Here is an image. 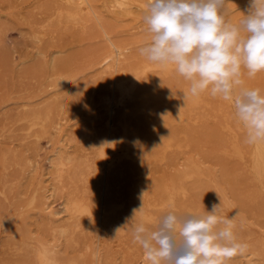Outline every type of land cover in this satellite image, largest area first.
I'll use <instances>...</instances> for the list:
<instances>
[{"label":"rangeland","instance_id":"obj_1","mask_svg":"<svg viewBox=\"0 0 264 264\" xmlns=\"http://www.w3.org/2000/svg\"><path fill=\"white\" fill-rule=\"evenodd\" d=\"M92 2L95 12L102 16L101 25L95 16L86 14L82 16L83 22L62 20L59 23L58 10L66 7L61 0H0V164L3 163L1 160L5 162V168L0 167V264H27L28 249L31 250L36 241H55L57 238L62 256L75 264H98L90 251L96 247L102 248L101 264H138L143 252L138 251L141 248L132 239V228L140 223L136 217L129 221L133 216V204L141 200L143 203L152 202L158 197L161 185L174 178L176 184L184 188V193L176 195L175 199L179 213L204 212V207L210 211L213 204L221 202L224 215L232 217L238 213L235 231L239 239L248 244L247 251L259 253L257 245L264 241V170L257 157L258 143L247 144L245 129L235 119L233 107L208 93L200 96L201 101L192 111L187 107L184 109V120L167 124V116L177 108L182 91L189 83L175 72L174 66L166 75L158 70L150 71L149 79L140 84V93L162 94L173 90L175 100L164 96L161 101L150 102L145 107H140L139 100L129 102L118 111L122 116L114 127L107 128L102 110L104 96L102 100L101 96L110 95L112 88L108 84L109 77H100L95 64L99 52L109 44L104 28L111 41L130 46L125 53L127 59L124 55L118 66L122 73L118 70L114 75H125L128 68L144 61L152 63L138 51L139 47L150 42V33L144 23L145 15L140 16L139 11L133 16H115L106 9L105 0ZM248 9L249 0H229L228 18L238 21L242 13L248 14ZM135 15L140 17L136 19ZM41 48L47 53L39 54ZM51 58L56 60L58 71L44 80V68ZM242 79L245 87L264 91V72L253 78L245 73ZM25 103L27 106L22 108ZM30 108L51 110L47 133L39 139L34 138L40 133L38 129L39 133L28 137L27 124L22 119ZM57 120L77 126L82 133L84 131L82 135L76 133L77 129L68 133L73 141L68 144L67 151L77 153L79 159L86 160L92 169L96 164L95 156L86 154L84 149L85 142H90L93 137L111 135L110 139L116 144L113 152L116 157L130 151V159H120L114 169L103 174L92 172L88 180L81 177L77 180L78 195L88 201L92 199L90 202L101 209L103 217L96 225L85 221L86 227L83 222L78 230L69 234L70 240H61L58 235L49 233L47 222L41 223L36 209L28 206L30 198L40 188L39 177L33 176L29 162L36 161L40 166L45 162V153L50 149L45 142L49 138L51 143L54 141L50 125ZM160 122L166 123L162 130L158 129ZM226 122L228 127H225ZM120 123L128 125L132 131L138 130V138L132 135L123 137ZM108 130L110 133H106ZM154 132L159 135L158 140L153 138ZM166 139L172 146L163 151L161 143ZM74 141L77 147L73 150ZM233 144L239 147L240 155L232 152ZM253 148L254 154L257 152L255 156ZM160 155L163 158L156 160L155 157ZM11 157L13 165L9 164ZM189 162L195 163L199 175L178 181L180 174L188 171ZM71 189L67 184L58 192L59 197L64 198ZM111 207H115L114 211H110ZM168 210L160 213L164 215ZM117 229H120L118 233ZM129 251L133 253L128 254ZM238 261L242 262L244 258L236 256L227 264H240Z\"/></svg>","mask_w":264,"mask_h":264},{"label":"clouds","instance_id":"obj_2","mask_svg":"<svg viewBox=\"0 0 264 264\" xmlns=\"http://www.w3.org/2000/svg\"><path fill=\"white\" fill-rule=\"evenodd\" d=\"M228 3L150 0L144 16L150 42L138 51L152 63L174 66L189 82L185 100L208 93L229 102L245 129V142L255 145L264 142V91L245 87L242 77L264 72V0H249L248 14L235 22L228 18ZM220 204L210 211L204 207L203 213L183 214L169 204L154 224L141 221L133 226V242L147 264H227L244 255L248 244L235 231L238 213L226 216ZM142 208L134 209L129 221Z\"/></svg>","mask_w":264,"mask_h":264},{"label":"bare ground","instance_id":"obj_3","mask_svg":"<svg viewBox=\"0 0 264 264\" xmlns=\"http://www.w3.org/2000/svg\"><path fill=\"white\" fill-rule=\"evenodd\" d=\"M61 1H63V3L65 4L66 7L65 8L62 7V9L59 8V10H58L57 15L59 18L58 19L59 23H61L62 20L76 21V22L82 21L83 22L82 16L84 14H86V15L95 16V18H96L95 20L98 21V23L100 25L102 24V22H101L102 16L100 17L101 14H97L95 12L93 2H92L93 0H61ZM149 2H150V0H105V6H106V9L108 10V12H110L111 14H114L115 16H117V15L124 16V17L133 16L134 13H136L138 11H139L138 14L140 13V16H144V15H146L147 4ZM140 16L135 15L134 17L136 19H138ZM0 29H1V26H0ZM41 33L42 32L40 31V34ZM103 33L106 36V39L108 40L109 44L106 45L107 47L105 48V50H102L99 52V54L96 57L95 64L98 67L97 68L98 69V75L100 77L108 76L109 77L108 84L111 85V88H112L110 95H107L103 91L105 94H103L101 96V100H102V97L104 96L103 104L101 103L103 109L102 108L101 109L104 110V114H105L104 122H105V125L107 128L110 129L111 127H114L113 124H115L116 121H119L120 117L122 116L118 113V111H120V109L124 108V105L129 103V102H133L134 100H139L140 107H145L150 102H156L157 103L158 101H161V99L164 96L169 97L171 100L176 99V93L173 90H169V91L162 93V94L158 93V92H153L151 94H144L142 91L140 93V84H141V82L149 79L150 71H152L154 69V70H158L159 72L166 75L169 72H171L173 66L165 67V66H162V65L156 64V63H149V62L144 63L145 62L144 61V62H142V64L138 63V66L136 65L134 67L132 66L131 68H128L125 75H114L119 70V67H120L119 64L121 63L124 55H125L124 58L127 59L126 54L130 50V46L129 45H123L124 43L121 45V43H116V42H114V40L111 41L110 34H109V32H107L105 30V28H104ZM37 39H39V37ZM34 49H36V48H34ZM41 50H42V48H41ZM41 50H38L39 54H43L44 52L47 53L45 50H42V51ZM57 67H58V64H57L56 60L51 58L48 61V64H46V67L44 68L45 71L43 72V75H42L44 80L47 78H50L52 75H55V73H57L56 70L58 71ZM109 85L108 86L105 85V86L109 87ZM52 86H53V84H52ZM186 86H187V88L185 87L184 91H182V97H181V99L177 105V108H175V110L167 116V124L178 123V122L184 120V118H185L184 113H183L184 109L187 107V108H189L190 111H192V109L197 104H199V102L201 101L200 96L197 98L189 97L187 100H185L183 93L187 92V90L189 88V83H187ZM108 94H109V91H108ZM21 106H23L22 108H24L27 106V104L25 103V104H22ZM50 118H51V110L50 109H46V110L41 111V110H36V109L30 108V110H28L25 113L24 117H22L23 121L27 124L26 129L28 131V137L32 138L33 135L36 132H38L37 129L40 130L39 131L40 133L38 132L39 134H35L34 138L39 139L42 137V135L44 136L45 133H47L46 128L50 123L49 122ZM165 125H166V123L160 122L158 125V129L162 130ZM228 126H229V124H228V122H226L225 127H228ZM50 127L53 128L52 132H53V135L55 137L53 138L54 141L52 143L50 141V138L47 139L45 142L46 145L50 147V149L48 151H46V153H45V158H44L45 162L41 166L38 165V162L34 161L35 159L33 160L34 162H31V163L29 162V167L31 169L30 171L31 172L33 171V173H34L33 176L35 175V176L39 177V181H40L39 182V185H40L39 189L40 190L42 189L41 190L42 192L39 193V189H36V192H34V194L32 193L33 195L30 198V201L28 200L29 201L28 206L36 209V213H38L41 223H42V221L47 222L46 223L48 225L47 230L49 231V233L51 232V234L55 235V236L58 235L61 240L62 239L63 240H70L68 238L69 234L73 233L76 229L78 230V228L81 227V224L83 222L85 223V221L86 222L92 221L96 225L102 220V217H103V214H101V209L99 208L100 209L99 210L97 208V206H95L92 202H90V200H92V199H90L88 201L82 195H78L79 190H77V187H76V184L78 183L77 180H80V177L82 180H88L91 177L92 172L99 174V173H102L104 171H110V170L114 169L115 167H117V165H119L118 163L121 161L120 159H123V158L130 159L129 158L130 157V151H129V153L128 152H125L124 154L121 153L122 155L116 157L117 154L115 156L113 154V152L116 150V144L111 143V142H113L110 139V138H112L111 135H103V136L100 135V137H96V138L93 137V138H91L90 142L89 141L85 142L86 147L84 149L86 151V154L87 153H93L95 156V163L96 164H95V167H93V169H92L91 165L88 162H86V160L83 161L81 159L82 160L81 161L79 159V155L77 153H69L67 151V149L69 148L68 144H70V142L73 141V139L69 136L68 133L72 132L73 129L78 130V127L74 126V125H70L67 122H61V121L53 123L52 125H50ZM120 128H121L123 137L132 135V136H134L135 139L138 138V134H139V133H137L138 130L137 131L133 130L134 131L133 132L128 125L121 124V123H120ZM32 133H34V134H32ZM76 133L78 135H80L82 133V131L78 130ZM83 133H84V131H83ZM106 133H110L109 130ZM77 134H74V136ZM50 136H51V134H50ZM153 138L155 140H158L159 135L156 132H154ZM124 139H126V138H124ZM75 140H78V139H75ZM80 140H81V138H80ZM32 142L34 143L35 140ZM73 144H74V147L72 144L71 145H72V149L74 150V148L77 146H75V141ZM161 144H162V150L163 151L169 149L172 146L169 139H166ZM37 146L38 145H36V147ZM81 146H83V145H81ZM128 147H130V146H128ZM232 148H233L232 152L234 154L240 155V149L236 144H233ZM76 149H78V148H76ZM76 149L74 152H76ZM254 149L255 148H253L252 152H253V155L255 156L257 152L254 154V151H255ZM257 149H258L257 157L260 158L258 161H260V164L262 165V168L264 170V142L258 143ZM23 153L24 152H22V154ZM78 153L80 154L79 151H78ZM22 156H25V155L23 154ZM161 156L162 155H160V157H155L156 160H161L163 158ZM257 157H255L256 160H257ZM2 158L3 157H1V159ZM131 158H133V157H131ZM11 160H12V157L9 160L10 162L7 161V163L9 162V164H10ZM1 161L3 163H5L3 160H1ZM254 162H255V159H254ZM3 163L0 164V167L5 168ZM256 166H257V163H256ZM197 169H198V167L195 165V163L189 162L188 163V171L187 170L183 171L180 174L178 181L184 180V179L191 177L193 175H197L199 173L197 171ZM258 169H261V167H259ZM30 171L27 170V172H30ZM254 171H256V170H254ZM256 172H258V170ZM260 175H263V174L261 173ZM200 176H202V175H200ZM203 176H205V175H203ZM34 179H35V177H34ZM263 179H264V177H263ZM67 184H69L70 189H71V187H72V189L68 191V193L66 194L65 197L63 196L64 198H62L61 195L59 197L58 192L61 191L62 188L66 187ZM263 185L264 184H262V186ZM37 186H38V184H37ZM28 189H30V188H28ZM90 190H91V188H90ZM180 193H184V188H182L178 184H176V178H174L169 183H165V184L161 185V187L159 188L158 194H157L158 197L156 199H154L152 202H144L143 203L142 201H144V200H141V202L139 201L137 203H134L133 204L134 206L132 208V212L134 209L139 210L143 205L142 210L138 211L136 213L135 217L140 222L144 221V222H148L149 224H154L155 222H157V220L161 216H163L162 213H160L162 210L168 209L169 204H176L175 203L176 195H178V194L180 195ZM58 200H60V201H58ZM114 208L115 207H111L110 211H114ZM156 208H158V211ZM180 212H182V210ZM187 212L203 213V211L199 212L198 210L197 211L196 210L187 211ZM24 216L26 217V215H24ZM12 221H14V220H12ZM103 221H105V220H103ZM85 226L88 227L86 225V223H85ZM82 229H83V227H82ZM124 234H126V233H124ZM99 235H101V234H99ZM97 237H98V235H97ZM36 240H38V239H36ZM58 240L59 239L57 238V240H55V241H53V240H51V241H49V240H38V241H36L37 243H34L33 247L31 246L32 247L31 250L28 249L29 250V260H28L29 263H27V264H75L76 262H72L71 260L62 256V254L60 252L61 250L59 249L60 243L58 242ZM18 245H20V244H18ZM67 245H69V244H67ZM255 245H257V244H255ZM257 249H258L259 253L258 252L256 253V250H255V252L254 251H247V253H245L244 255H241L244 258V261H242V262L238 261V263H240V264H264V241H261L257 245ZM140 250L141 249H139L138 251L140 252ZM90 251H92L91 254L93 255V260L97 261L98 264H101L102 260H103L102 259V256H103L102 248L96 247V249L90 250ZM131 253H133V252H131ZM131 253L129 251L128 254H131ZM135 258H137V257L135 256ZM139 261H138V264H147V262L144 258V254L142 256L141 261L140 262ZM25 262H26V260H25ZM87 264H89V263H87ZM107 264H112V263L107 262ZM132 264H133V262H132Z\"/></svg>","mask_w":264,"mask_h":264}]
</instances>
